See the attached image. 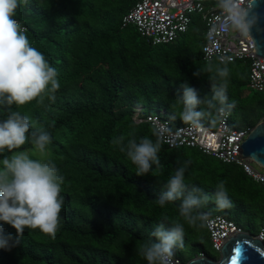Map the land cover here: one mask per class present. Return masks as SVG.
<instances>
[{"label":"trees","instance_id":"obj_1","mask_svg":"<svg viewBox=\"0 0 264 264\" xmlns=\"http://www.w3.org/2000/svg\"><path fill=\"white\" fill-rule=\"evenodd\" d=\"M130 10L118 0H28L16 10L14 18L27 28L31 46L57 69L61 87L55 101L45 98L43 104L33 100L12 105L13 111L28 117L34 126H43L52 137L43 153L30 143L15 151L29 149L33 159L38 156L56 163L65 177L61 195L66 205L54 237L38 228H25L17 237L13 227L0 222L2 234L11 233L14 238L9 248H0V264H147L137 249L154 239L150 232L156 223L164 216L169 222L183 223L180 201L163 207L154 202L181 165L187 168L185 183L190 188L211 193L219 181H225L232 201L225 215L232 214L231 221L238 227L248 228L253 236L264 228V185L240 166L199 148L170 149L162 142L161 167L153 165L149 174L138 176L121 145L113 143L121 136L125 144L145 136L155 141V128L133 119L139 109L141 118L154 113L172 127L186 125L178 118L182 104L176 89L187 81L201 97L211 98L208 76L213 73L203 71L209 66L229 69L225 111L232 128H253L264 114V91L251 88L257 94L245 95L250 60H203L207 25L201 15L197 19L192 15L188 31L179 34L181 41L175 42L177 37L167 44H154L135 25L125 23ZM248 67L250 75L244 72ZM197 70H202L200 77L193 76ZM173 112L175 120L170 118ZM7 114L0 109V120ZM202 124L215 129L218 119L215 125L207 120ZM4 154L11 153L5 150ZM215 208L210 201L200 210L211 213ZM184 226L183 247L175 249L174 258L187 264L193 259L188 255L192 249L220 259L209 253L213 246L207 225Z\"/></svg>","mask_w":264,"mask_h":264},{"label":"clouds","instance_id":"obj_2","mask_svg":"<svg viewBox=\"0 0 264 264\" xmlns=\"http://www.w3.org/2000/svg\"><path fill=\"white\" fill-rule=\"evenodd\" d=\"M27 3L28 0H0V109L8 113L5 119L0 120V222L13 227L17 237L23 234L25 228H38L54 237L60 222V212L63 204L66 205L61 195L65 177L53 160L38 156L33 159L29 149L15 151L30 143L33 149L43 153L52 137L43 126L36 127L28 117L13 111L12 105L21 106L33 100L43 104L45 98L55 101V94L61 87L57 69L43 53L31 46L26 35L27 28L14 18L18 7ZM253 4L254 0H249L248 5H245L244 0H215L221 15L220 29L236 31L248 37L257 19L251 12ZM203 71L213 73L208 76L211 98L207 95L201 97L198 90L187 81L176 89L177 100L182 104L178 118L195 128L201 127L204 120L215 125L226 110L230 75L228 67L217 66L213 70L209 66ZM201 73L202 70H197L193 76L200 77ZM202 104L205 105L203 109L200 108ZM170 118L175 120L177 113L173 112ZM54 123L50 127H54ZM163 131L162 126L155 128V141L148 136L142 137L139 142L130 138L126 144L123 136L113 140L114 144L121 145V151L126 152L136 165V175L149 174L153 165L156 169L161 167L158 153L162 147ZM5 150L11 154H4ZM186 170L185 165L177 167L154 199L161 207L169 202L180 201L179 216L183 223L169 222L167 216L156 223L150 232L154 239L137 249V254L147 264H173L175 249L183 247L185 223L191 227H204L211 213L200 209L210 201H214L218 209L232 206L225 181H219L211 193L204 192L199 187L190 188L185 183ZM13 241L11 233L4 235L0 231V248H9ZM15 242L18 243V240Z\"/></svg>","mask_w":264,"mask_h":264},{"label":"built area","instance_id":"obj_3","mask_svg":"<svg viewBox=\"0 0 264 264\" xmlns=\"http://www.w3.org/2000/svg\"><path fill=\"white\" fill-rule=\"evenodd\" d=\"M244 3L248 5L249 0H244ZM194 14L201 15L207 25L203 60L210 62L217 59L220 63L221 59L223 63L250 60V87L256 91H264V58L256 54L255 43L250 35L245 37L236 31L220 29L221 15L215 6V0H137L124 21L135 25L154 44H167L174 41L180 33L188 31ZM134 119L150 123L154 128L162 126V142L170 149L199 148L203 153L224 163L240 166L248 176L264 185V170L257 169L250 159L242 158L238 151L252 128H232L227 111L219 117L215 129L203 124L199 128L190 125L172 127L169 121H164L158 114L141 118L140 110ZM260 122H264V114ZM206 225L216 251H220L232 236L244 233L235 222L222 215H210ZM255 238L264 241V228ZM201 256L205 257L204 254ZM173 264L181 262L178 258H173Z\"/></svg>","mask_w":264,"mask_h":264},{"label":"water","instance_id":"obj_4","mask_svg":"<svg viewBox=\"0 0 264 264\" xmlns=\"http://www.w3.org/2000/svg\"><path fill=\"white\" fill-rule=\"evenodd\" d=\"M251 12L256 22L249 35L255 43L256 54L264 58V0H254ZM244 159H250L264 170V122L258 123L238 150ZM220 259L197 256L187 264H264V241L250 233H241L229 238L220 250Z\"/></svg>","mask_w":264,"mask_h":264},{"label":"rangeland","instance_id":"obj_5","mask_svg":"<svg viewBox=\"0 0 264 264\" xmlns=\"http://www.w3.org/2000/svg\"><path fill=\"white\" fill-rule=\"evenodd\" d=\"M118 1H123V2L127 3L128 7H129L130 9H131V8L136 4V2H137V0H118ZM199 16H200L199 14H194V15H193V17L196 18V19H197ZM199 18H200V17H199ZM204 31L206 32V28L204 29ZM181 36H182V35H179L175 42L181 41V40H182V37H181ZM202 58H203V53H202ZM244 72L250 75V73H249V72H250V67L245 68V69H244ZM249 83H250V82H248V86H245V95L247 94L248 96H251V95H255V94H257L254 90L251 89V87L249 86ZM146 112H148V110H147ZM262 112H263V111H262ZM153 114H154V113H153ZM262 114H263V113H262ZM235 118L238 120V119H239V115L237 114V115L235 116ZM164 121H168V120L164 118ZM234 123H235V122H233V125H234ZM176 127H178V126H176ZM231 127H232V126H231ZM255 167H256L257 169H259L260 171H262V169L259 168V167H257L256 165H255ZM211 213H212L213 216H214V215H222V216H224V217H226L227 219H230V220H231V217H232V214H230V216H228V215L226 216V215H225V210H224V209H218V208H215V209L211 210ZM243 231L246 232V233H249L248 228L243 229ZM209 253H210L211 255H216V256H218V257H221V255H220V251H216V250L214 251L212 248L209 249ZM188 255L191 256L192 258H195V257H197L198 255H200V253H199V251H195V250L190 249L189 252H188Z\"/></svg>","mask_w":264,"mask_h":264},{"label":"crops","instance_id":"obj_6","mask_svg":"<svg viewBox=\"0 0 264 264\" xmlns=\"http://www.w3.org/2000/svg\"><path fill=\"white\" fill-rule=\"evenodd\" d=\"M187 125V124H186ZM180 126H185V125H180ZM179 127V126H178Z\"/></svg>","mask_w":264,"mask_h":264}]
</instances>
